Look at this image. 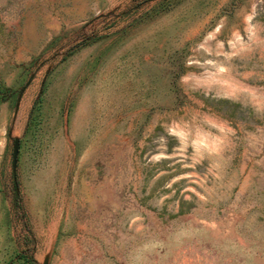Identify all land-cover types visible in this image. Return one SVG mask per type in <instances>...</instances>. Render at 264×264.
Returning a JSON list of instances; mask_svg holds the SVG:
<instances>
[{
    "label": "rangeland",
    "instance_id": "obj_1",
    "mask_svg": "<svg viewBox=\"0 0 264 264\" xmlns=\"http://www.w3.org/2000/svg\"><path fill=\"white\" fill-rule=\"evenodd\" d=\"M46 255L264 264V0H0V264Z\"/></svg>",
    "mask_w": 264,
    "mask_h": 264
},
{
    "label": "water",
    "instance_id": "obj_2",
    "mask_svg": "<svg viewBox=\"0 0 264 264\" xmlns=\"http://www.w3.org/2000/svg\"><path fill=\"white\" fill-rule=\"evenodd\" d=\"M31 76H29L28 80L26 81V83L24 84V86L26 84H28L29 80H30ZM24 86L19 90L17 98H16V102H15V106H14V114L17 110V102L19 100V97L21 95V92L23 91ZM17 147H18V139L16 137L13 138V142H12V149H11V171H12V175L14 176L15 173V165H16V158H17ZM37 264H48V256H44L41 260L40 263Z\"/></svg>",
    "mask_w": 264,
    "mask_h": 264
},
{
    "label": "trees",
    "instance_id": "obj_3",
    "mask_svg": "<svg viewBox=\"0 0 264 264\" xmlns=\"http://www.w3.org/2000/svg\"><path fill=\"white\" fill-rule=\"evenodd\" d=\"M214 105L216 108V110H221V111H227L230 108H236L238 107L237 103L231 102L227 99H216L214 100ZM226 109V110H225ZM227 113V112H224Z\"/></svg>",
    "mask_w": 264,
    "mask_h": 264
},
{
    "label": "crops",
    "instance_id": "obj_4",
    "mask_svg": "<svg viewBox=\"0 0 264 264\" xmlns=\"http://www.w3.org/2000/svg\"><path fill=\"white\" fill-rule=\"evenodd\" d=\"M37 260L33 258V260H31V264H37Z\"/></svg>",
    "mask_w": 264,
    "mask_h": 264
}]
</instances>
